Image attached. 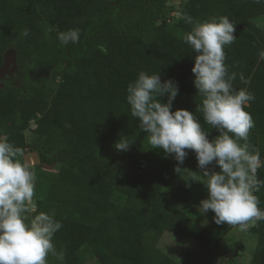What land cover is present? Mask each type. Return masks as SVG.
Returning <instances> with one entry per match:
<instances>
[{
    "label": "trees",
    "instance_id": "obj_1",
    "mask_svg": "<svg viewBox=\"0 0 264 264\" xmlns=\"http://www.w3.org/2000/svg\"><path fill=\"white\" fill-rule=\"evenodd\" d=\"M174 1L0 0V70L12 49L17 64L35 73L34 78L27 72L17 82L0 83V136L25 154L24 132L34 121L45 132L40 145L58 150L59 169L50 175L44 197L35 199L34 212L62 223L53 242L65 252V264H80L86 255L99 264H176L156 244L166 231L186 234L190 220L180 206L198 207L207 192L191 180L186 187L185 174L174 172L175 160L150 148L147 133L130 115L126 88L141 71L174 80L179 93L172 111L195 113L209 130V140L218 135L195 111L202 98L193 86L195 54L182 40L192 24L183 16L199 22L228 16L236 24L237 39L224 49L225 64L237 74L233 86L247 87L255 97L245 108L255 123L248 143L264 164V61L258 62L264 32L252 23L264 15V4L179 0L169 6ZM170 11L178 13L171 24L166 19ZM24 29L30 30L28 37L20 36ZM68 29L80 30L79 43L60 45L57 32ZM120 138L132 142L127 151L115 150ZM186 151L180 167L199 174L194 154ZM256 175L264 180V166ZM255 195L264 210V187ZM213 216L209 211L195 234L202 247L218 246L230 231L228 224H215ZM252 230L256 249L251 264H264V221Z\"/></svg>",
    "mask_w": 264,
    "mask_h": 264
},
{
    "label": "clouds",
    "instance_id": "obj_2",
    "mask_svg": "<svg viewBox=\"0 0 264 264\" xmlns=\"http://www.w3.org/2000/svg\"><path fill=\"white\" fill-rule=\"evenodd\" d=\"M264 4V0H252ZM191 30L182 40L190 48L194 63L191 73L193 86L202 101L195 111L203 122L218 135L209 140V130L202 127L195 113L184 109L172 111L179 93L172 79L162 81L160 73L141 71L126 88V102L130 115L137 119L140 131L147 133L151 149H159L175 162L174 172L184 175L186 187L191 180L204 186L207 197L199 202L198 214L211 211L217 225L228 224L247 230L249 223L264 221V210L255 195L264 180L257 178V170L264 166L260 152L248 143L250 129L255 126L251 114L245 111L255 97L247 87L236 89L235 72L225 64V47L236 41V24L228 16L194 21L183 16ZM49 31L55 29L49 28ZM24 29L21 37H28ZM60 45L77 44L79 29L57 32ZM100 51L104 52L103 46ZM264 61V50L258 52V62ZM244 85L249 80L239 75ZM166 97L167 102L162 103ZM243 141V143H241ZM132 142L120 138L116 151H127ZM195 156L199 174L183 169L188 152ZM23 149L15 146L6 135L0 136V264H65V252L53 242L62 223L53 216L40 212L30 223L25 213L32 205L36 186V172L29 162H22ZM218 168V171L214 170Z\"/></svg>",
    "mask_w": 264,
    "mask_h": 264
},
{
    "label": "rangeland",
    "instance_id": "obj_3",
    "mask_svg": "<svg viewBox=\"0 0 264 264\" xmlns=\"http://www.w3.org/2000/svg\"><path fill=\"white\" fill-rule=\"evenodd\" d=\"M179 0L172 4L176 7ZM178 18L176 11H170L166 15L167 23L171 24ZM252 23L264 32V15L255 18ZM30 73L32 78L35 73L30 68L19 66L16 62V53L14 50H8L4 55V63L0 70V83L17 82L26 73ZM47 107L46 104H43ZM45 132L36 129L34 121H30L29 128L24 132L25 154L35 152L38 157V164L34 166L37 180L34 190L32 205L28 206L26 222L42 211L35 214L34 201L37 197H44L50 180V175L56 173L60 164L56 162L57 149L42 147L41 141ZM38 149V151H37ZM39 153V154H38ZM40 157H43L41 160ZM43 161V162H42ZM198 207L182 204L180 210L189 218L190 225L183 236L172 232H164L158 240L157 249L170 257L176 264H251V257L256 249V235L252 228L253 223H249L247 230H241L238 226L228 225L230 231L218 246L202 247L195 239V234L206 224L205 215L198 214ZM34 212V213H33ZM32 213V216L29 214ZM80 264H99L92 256H84Z\"/></svg>",
    "mask_w": 264,
    "mask_h": 264
},
{
    "label": "water",
    "instance_id": "obj_4",
    "mask_svg": "<svg viewBox=\"0 0 264 264\" xmlns=\"http://www.w3.org/2000/svg\"><path fill=\"white\" fill-rule=\"evenodd\" d=\"M23 162H29L31 165L38 164V157L35 152H32L30 154H23Z\"/></svg>",
    "mask_w": 264,
    "mask_h": 264
}]
</instances>
